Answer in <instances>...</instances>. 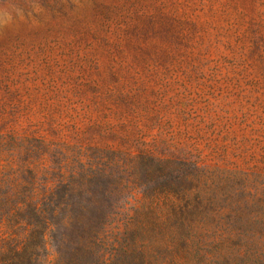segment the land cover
I'll return each mask as SVG.
<instances>
[{"label":"rangeland","instance_id":"obj_1","mask_svg":"<svg viewBox=\"0 0 264 264\" xmlns=\"http://www.w3.org/2000/svg\"><path fill=\"white\" fill-rule=\"evenodd\" d=\"M12 138L49 186L59 153L104 170L160 264L264 250V0H0Z\"/></svg>","mask_w":264,"mask_h":264},{"label":"trees","instance_id":"obj_2","mask_svg":"<svg viewBox=\"0 0 264 264\" xmlns=\"http://www.w3.org/2000/svg\"><path fill=\"white\" fill-rule=\"evenodd\" d=\"M43 145L37 140L23 144L14 138L0 139V160L3 150L20 149L9 154L11 161L0 164V264H160L168 260V251L150 253L147 236L139 229L130 230L131 222H125L122 235L116 232L122 222L118 213L124 207L116 197L122 188L105 179L104 170L85 168L82 155L68 162L59 153L61 158L54 162L64 163L69 175L57 167L51 179L58 184L49 186V178L40 176L33 164ZM221 249L209 251V264H264V250Z\"/></svg>","mask_w":264,"mask_h":264}]
</instances>
